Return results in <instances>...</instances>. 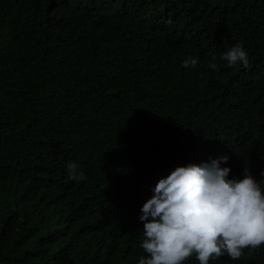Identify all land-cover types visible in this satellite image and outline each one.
Masks as SVG:
<instances>
[{
    "label": "trees",
    "instance_id": "1",
    "mask_svg": "<svg viewBox=\"0 0 264 264\" xmlns=\"http://www.w3.org/2000/svg\"><path fill=\"white\" fill-rule=\"evenodd\" d=\"M221 155L260 179L264 0H0V264H137L152 187Z\"/></svg>",
    "mask_w": 264,
    "mask_h": 264
},
{
    "label": "clouds",
    "instance_id": "2",
    "mask_svg": "<svg viewBox=\"0 0 264 264\" xmlns=\"http://www.w3.org/2000/svg\"><path fill=\"white\" fill-rule=\"evenodd\" d=\"M219 61L228 67L249 66L241 43L220 53ZM198 63L188 56L182 66L196 68ZM207 68L220 72L215 55ZM229 159L221 155L189 162L156 182L138 217L143 222V255L137 264H184L193 256L199 264H209L225 255L235 261L246 249L250 256L264 245V169L260 179L248 167L241 176L229 178L231 168L222 166ZM67 172L76 183L87 179L74 161L67 163Z\"/></svg>",
    "mask_w": 264,
    "mask_h": 264
}]
</instances>
